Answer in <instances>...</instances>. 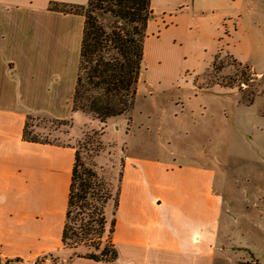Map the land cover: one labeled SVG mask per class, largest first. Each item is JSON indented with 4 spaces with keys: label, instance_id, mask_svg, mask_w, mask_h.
<instances>
[{
    "label": "rangeland",
    "instance_id": "rangeland-1",
    "mask_svg": "<svg viewBox=\"0 0 264 264\" xmlns=\"http://www.w3.org/2000/svg\"><path fill=\"white\" fill-rule=\"evenodd\" d=\"M152 7L134 108L103 124L62 103L58 112L47 110L59 115L55 120L29 117L27 133L45 142L76 145L81 164L92 167L117 197L122 168L133 158L142 169L141 181H134L142 207L147 187L150 197L165 196L171 204L167 219L159 218L154 228L158 234L162 227L173 232L172 221L182 224L185 237L192 230L207 236L216 232L217 219L208 209L198 213L186 204L188 194L198 192L188 180L198 181L204 188L202 202L220 197L222 217L213 262L209 246L198 254L188 242L185 263L258 259L264 264V0L227 18V12L215 14L192 0H152ZM72 72L73 59L59 74L63 98L64 89L75 90L78 73ZM181 167L190 173L174 172ZM114 211L110 202L109 230ZM192 214L197 219L187 228L184 218ZM102 244L107 245V237ZM64 249L70 256L95 251L72 242ZM157 254L159 264L168 260Z\"/></svg>",
    "mask_w": 264,
    "mask_h": 264
},
{
    "label": "crops",
    "instance_id": "crops-1",
    "mask_svg": "<svg viewBox=\"0 0 264 264\" xmlns=\"http://www.w3.org/2000/svg\"><path fill=\"white\" fill-rule=\"evenodd\" d=\"M87 2L0 0V264H58L59 259L67 264H111L72 257L64 249L76 145L24 139L29 117L55 120L59 115L49 111L58 112L62 103L73 107L75 90L64 89L63 98L59 74L72 59L70 75L78 73L82 40L79 37L83 35L85 19L63 13L61 6H85ZM192 2L194 6L212 8L215 14L227 12V18L242 14L257 0ZM134 161L127 159L121 171L119 205L114 215L117 233L113 235L119 252L117 264H159L157 252L168 256L161 264H186L184 252L188 242L198 254L203 253V246H209L206 249L210 248L213 262L222 217L220 197L202 202V184L189 179L188 185L198 192L188 194L186 204L198 213L208 209L217 219L216 232L207 236L192 230L185 237L179 230L182 224L172 221L173 232L162 227L158 234L154 228L159 218L167 219L171 204L165 196L150 197L147 187L143 201L146 207H142L138 198L140 187L134 182L141 181L142 169ZM174 172L189 174L190 168H176ZM195 219L193 214L184 218L185 227ZM120 226L126 230L120 233Z\"/></svg>",
    "mask_w": 264,
    "mask_h": 264
},
{
    "label": "trees",
    "instance_id": "trees-1",
    "mask_svg": "<svg viewBox=\"0 0 264 264\" xmlns=\"http://www.w3.org/2000/svg\"><path fill=\"white\" fill-rule=\"evenodd\" d=\"M61 8L63 13L81 15L85 19L73 112L89 114L107 124L131 111L136 104L145 41L154 13L152 0H88L85 6ZM27 128L28 123L24 132L26 141L42 142L31 138ZM118 198L111 185L103 183L92 167L85 168L81 164L77 150L63 245L68 247L72 242L95 251L85 255L75 252L72 257L117 264L119 252L113 243L116 220L109 230L106 209L111 201L115 202V215ZM75 210L79 215L72 219ZM71 220L76 227L71 226ZM105 237L107 245L103 247ZM247 264L262 263L256 259Z\"/></svg>",
    "mask_w": 264,
    "mask_h": 264
},
{
    "label": "bare ground",
    "instance_id": "bare-ground-1",
    "mask_svg": "<svg viewBox=\"0 0 264 264\" xmlns=\"http://www.w3.org/2000/svg\"><path fill=\"white\" fill-rule=\"evenodd\" d=\"M196 240H199V238H198V237H196Z\"/></svg>",
    "mask_w": 264,
    "mask_h": 264
}]
</instances>
